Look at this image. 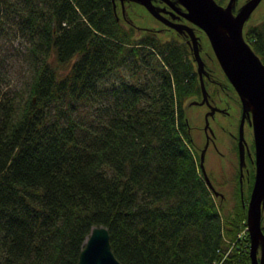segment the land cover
<instances>
[{"label": "trees", "instance_id": "16d2710c", "mask_svg": "<svg viewBox=\"0 0 264 264\" xmlns=\"http://www.w3.org/2000/svg\"><path fill=\"white\" fill-rule=\"evenodd\" d=\"M0 32L29 72L16 91L0 69V264H76L96 225L123 264H250L239 184L222 214L193 146L186 40L112 0H0ZM244 37L264 60V19Z\"/></svg>", "mask_w": 264, "mask_h": 264}, {"label": "water", "instance_id": "95a60500", "mask_svg": "<svg viewBox=\"0 0 264 264\" xmlns=\"http://www.w3.org/2000/svg\"><path fill=\"white\" fill-rule=\"evenodd\" d=\"M142 4L152 15L179 32L188 35L187 42L192 49L196 61L202 98L199 103L206 102L207 115L217 107L208 101L207 89L203 74L206 73L204 61L199 52V36L194 25L199 26L207 35L212 50L223 72L235 88L241 101V116L238 131L239 165L244 160V120L247 117L252 125L255 175L246 204V223L249 234L250 264H264V232L261 226V210L264 207V60L254 51L243 35V25L260 0H245L234 10L235 0H227L225 4L217 0H176L185 8L176 11L188 22L175 20L173 11L164 14L163 8L154 0H133ZM172 8H177L174 0H164ZM115 9L116 0H112ZM122 10L124 0H120ZM205 147L200 153V169L208 187L216 192L203 166ZM259 250V254H258ZM76 264H123L113 253L109 232L106 226H93L85 238Z\"/></svg>", "mask_w": 264, "mask_h": 264}, {"label": "rangeland", "instance_id": "374dc122", "mask_svg": "<svg viewBox=\"0 0 264 264\" xmlns=\"http://www.w3.org/2000/svg\"><path fill=\"white\" fill-rule=\"evenodd\" d=\"M243 1L236 0L235 7H238ZM124 4V11H122L120 0H116L115 10L120 20L126 25H134L139 31H153L159 39L170 37L179 40L186 39V35L172 27H167L142 4L133 0L126 1ZM261 19H264V0H260L253 9L244 23L243 31H245L248 25L257 23ZM195 32L199 35V52L209 76L206 77L207 74L205 75V81L211 96V102L219 106L227 107L229 113L225 114V116L222 112H216L213 117H209L208 123L213 129L215 137L208 143H206L204 133L205 113L208 106L205 103H190L194 98L200 99L201 94L187 99L185 102V113L190 124L193 146L198 154L201 147L206 145L203 166L214 189L218 193L216 194L214 190H210L216 202L221 206L222 214L229 213L232 211L237 200L238 157L235 150V137L233 134L237 133L241 101L235 88L216 59L206 33L202 29H195ZM23 46L24 44L18 36H13L12 34L4 35L3 32H0V62L3 61V65L0 64V69L6 79V82L1 85L3 89H14L18 91L27 84L29 72L20 54ZM188 49L193 59V52L189 45ZM193 64L196 69L197 64L194 59ZM231 131L233 134H230ZM244 136L248 143L252 142V127L246 121L244 123ZM263 214L264 208L262 209ZM262 220L264 221V219Z\"/></svg>", "mask_w": 264, "mask_h": 264}, {"label": "flooded vegetation", "instance_id": "af4514ba", "mask_svg": "<svg viewBox=\"0 0 264 264\" xmlns=\"http://www.w3.org/2000/svg\"><path fill=\"white\" fill-rule=\"evenodd\" d=\"M126 1H130V0H124V3L126 2ZM218 2H219V0H217ZM245 1V0H244ZM243 1V2H244ZM154 2L156 3V4H158L160 7H162L163 8V11H164V14L166 15V16H168V17H171V15L168 13V12H166V11H173V14H175V16L173 17V19H175V20H183V21H185L186 19H185V17L184 16H182V15H180V14H178L176 11H183V10H185V8L183 7V6H181L180 5V3L179 2H177L176 0H174V2H175V4L177 5L176 7L177 8H172L169 4H167L164 0H154ZM160 2H162V3H160ZM227 2V0L224 2V0L222 1V2H219V3H221V4H225ZM242 2V3H243ZM235 3H236V0H235V2H234V10L236 9V8H238V7H235ZM121 4V3H120ZM125 5V4H124ZM121 9H122V7H121ZM122 11H124V8H123V10ZM188 21V20H187ZM186 21V22H187ZM164 23V22H163ZM188 23H190V22H188ZM165 24V23H164ZM166 25V24H165ZM167 26V25H166ZM168 27V26H167ZM194 29H201L199 26H197V25H194ZM176 30V29H175ZM179 32V31H178ZM244 32V31H243ZM182 33V32H181ZM196 33V32H195ZM184 34V33H183ZM197 34V33H196ZM184 35H186V42H187V38H188V35L187 34H184ZM198 35V34H197ZM199 36V35H198ZM187 44H188V42H187ZM189 45V44H188ZM199 49H200V41H199ZM204 68H205V63H204ZM196 70V69H195ZM205 70H206V68H205ZM197 72V71H196ZM207 74V71H206V73H204L203 74V78H204V83H205V86H206V81H205V75ZM197 76H198V73H197ZM206 77H209L208 76V74L206 75ZM206 89H207V87H206ZM207 95H208V101H209V103L210 104H212V105H215L216 107H217V109L213 112V113H210V114H208L207 115V120L209 119V117H213L214 115H215V113L216 112H222V113H224V115L225 114H228L229 113V110H228V108L227 107H223V106H219V105H216V104H214V103H212L211 102V96H210V94H209V91H208V89H207ZM201 94V93H200ZM201 98H202V94H201ZM200 98V99H201ZM200 99H197V98H194V99H192L191 101H190V103L192 102H195V103H199V102H196V101H200ZM202 103H205L207 106H208V104L206 103V102H202ZM199 104H201V103H199ZM209 110V106H208V109H207V111ZM206 111V112H207ZM241 111H242V108L240 109V116H241ZM226 116V115H225ZM240 116H239V120H240ZM239 120H238V125H237V133L236 134H233L232 133V131L230 132V134H233L234 135V139H235V150H236V153H237V157H238V170H237V182H238V184H239V189H240V198H241V200H242V203H243V205L245 206V208H246V204H247V202H248V198H249V195H250V191H251V188H252V185H253V181H254V175H255V154H254V140H252V142L251 143H248L247 142V140H246V138H245V136H244V138H245V140H244V160H243V164H242V166L240 167V165H239V152H238V131H239ZM245 121L248 123V124H250V122L248 121V118L246 117L245 118V120H244V123H245ZM251 125V124H250ZM204 126H205V124H204ZM251 127H252V125H251ZM243 131H244V126H243ZM204 133H205V136H206V143H208L209 141H211L214 137H215V133H214V131H213V129L210 127V125H209V123L207 124V127L205 128L204 127ZM252 133H253V131H252ZM206 146V145H205ZM204 146V147H205ZM204 147H201V149H200V152H199V155H200V153H201V150H202V148H204ZM250 186V191H249V193H248V187ZM245 188V189H244ZM245 192H246V195H245ZM218 192H217V190H216V194H217ZM244 196L246 197H248L247 199H244ZM264 208V207H263ZM262 208V209H263ZM262 219H264V214L262 215V210H261V226H263L264 225V221L262 220ZM263 221V222H262ZM263 230V229H262ZM263 232H264V230H263ZM248 250H249V248H248ZM258 254H259V250H258Z\"/></svg>", "mask_w": 264, "mask_h": 264}, {"label": "built area", "instance_id": "2783aa9c", "mask_svg": "<svg viewBox=\"0 0 264 264\" xmlns=\"http://www.w3.org/2000/svg\"><path fill=\"white\" fill-rule=\"evenodd\" d=\"M247 226H245L241 231L238 232V237L241 236L244 232H246Z\"/></svg>", "mask_w": 264, "mask_h": 264}]
</instances>
